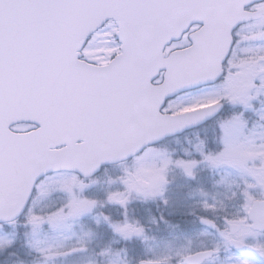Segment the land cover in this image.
Returning <instances> with one entry per match:
<instances>
[{
  "label": "snow or ice",
  "instance_id": "1",
  "mask_svg": "<svg viewBox=\"0 0 264 264\" xmlns=\"http://www.w3.org/2000/svg\"><path fill=\"white\" fill-rule=\"evenodd\" d=\"M250 3L0 0V196L14 178L35 188L56 171L41 167L40 157L58 143L87 147L171 112L184 89L209 79L225 81L222 100L264 104V87H251L264 84V58L229 68L238 73L240 96L224 71L242 20L264 23V3L249 10Z\"/></svg>",
  "mask_w": 264,
  "mask_h": 264
},
{
  "label": "rangeland",
  "instance_id": "2",
  "mask_svg": "<svg viewBox=\"0 0 264 264\" xmlns=\"http://www.w3.org/2000/svg\"><path fill=\"white\" fill-rule=\"evenodd\" d=\"M263 25H251L245 32L255 35ZM242 35L244 34L240 31L241 38L235 47L236 56L233 55L230 63L233 67L247 64L251 60H259L264 55V52L260 51L264 48V40L256 38L254 41L241 43ZM237 76L238 73L235 72L226 79L232 82L233 93L242 95L241 81L236 79ZM224 82L178 96L170 104L171 112L179 113L222 100L220 97L226 95L221 88ZM257 86L251 85L255 89ZM230 109L234 110L235 106L232 105ZM257 109L259 118H264V106L259 105ZM163 112L168 111L165 109ZM230 115L233 120L223 125L222 135L226 144L223 152L213 153L215 150L211 148V142L218 134V129L215 125L207 124L182 136L169 138L158 146L148 147L134 163L127 162L131 169H135V173L136 171L139 173L134 174V177L129 173L128 178H161L162 183L155 185L157 188L170 182L166 197L170 208L152 209L158 211L160 215L166 214L167 217L160 223L152 216L150 225L142 226L143 236L146 238L141 237L139 240L150 242V247L147 245L145 252L147 248L148 250L160 248L163 250L160 253L161 259L165 261L176 258L180 262V259L188 254L200 249L213 248L217 255L208 264H264V234L253 231L247 218L250 204L264 196V169L262 166L253 165L255 161L263 163L262 159L264 160V124L257 119L248 128L242 113ZM194 145L198 149L196 154L200 156V163L193 165L182 163L179 166L181 161L169 157L168 160L167 156L172 148L178 151L188 146L191 153ZM177 168L181 172L176 171ZM169 170L172 181L166 178ZM196 172L197 174H194ZM96 178L92 186L94 184H97L98 188L102 185L108 186L101 176ZM77 182L74 174L61 173L47 177L36 190V197L24 216L18 222L7 226L0 225V264H135L131 258L124 255L122 245L117 248L118 236L124 234L126 237H132L136 233L132 225L125 228L129 223L124 221L123 216L118 219L121 225L116 227L117 232L113 224L108 225L114 229L111 235L105 227L110 217L88 215L90 210L96 208L97 203L92 199L95 197L90 196L91 200L88 199L80 210L72 209L71 218L61 208L73 202L72 197H70L72 201L69 200L68 194H72L70 189ZM119 188L111 182L104 196H108L107 199L116 196L117 200L124 202L125 198H122L124 196L118 195ZM96 199L99 200V197ZM197 214L215 220L218 229L211 231L202 227L195 218ZM42 215L47 216L44 218H49L50 221L41 222ZM229 222L241 225L237 237L246 245L248 256L237 255L229 248L228 238L231 236L226 225ZM26 225L29 228L28 232H24ZM40 229L47 231L48 235H45L44 241L36 242ZM27 237L34 240V244H31L36 245L33 250L43 254L50 252L54 256L36 261L34 258L24 257L23 250L20 252L11 249L14 244L25 242ZM142 253L140 250V255Z\"/></svg>",
  "mask_w": 264,
  "mask_h": 264
},
{
  "label": "water",
  "instance_id": "3",
  "mask_svg": "<svg viewBox=\"0 0 264 264\" xmlns=\"http://www.w3.org/2000/svg\"><path fill=\"white\" fill-rule=\"evenodd\" d=\"M253 1L255 0H251V2ZM250 19H254V18L243 19L242 22L248 21ZM212 71L219 72V64H217L215 68L212 69ZM208 74L211 73H206V75ZM216 81L217 80L209 79L207 80V82L200 83L195 87L209 83H214ZM158 87L163 88L164 86L159 85ZM189 89L192 88H187L184 89L183 91ZM222 107H223L222 103H216L213 105L200 108L198 110H194L179 115L162 114L160 112L157 113L155 117L147 118L131 123L129 125H126L120 130L114 132H108L106 134L97 137L105 139L109 143H111L110 141L115 142L113 144H110V146H108L109 151L115 152L116 149H118L117 148L118 145L119 146L122 145L123 147H130L136 149L137 151L149 144L157 143L163 140L167 136L181 133L186 129L204 123L208 119H211L212 117L217 115L222 109ZM185 125H190V126H185ZM177 129H182V130H177ZM60 145H67V146L62 151L51 150L50 152L40 157V160L42 162L41 167L54 168L56 170L73 169L85 174L92 173V172H86L89 167L95 165V163H86V158L89 155L87 151V147L91 145V142L88 143L87 147H81L79 144L76 143H73L72 145L65 143H58L56 146H60ZM122 153L123 152L119 154ZM109 157H116V154L107 155L104 157V160L108 159ZM97 159L98 157L95 158L96 161ZM19 202L20 200L14 206L13 209L11 208L9 210L0 209V217L3 215L6 217H10L12 214H14L18 207ZM250 218L254 221V225H253L254 228L260 230L264 229V201H256L254 203L250 211ZM238 229H239L238 226L235 225L232 226V232L235 233ZM231 244L236 249L240 251H244L242 245H240L239 243L231 241ZM212 254L213 252L211 251L198 253L193 256H190L188 261L193 264H199L200 261H202L205 257H209ZM145 264H152V263H145Z\"/></svg>",
  "mask_w": 264,
  "mask_h": 264
},
{
  "label": "flooded vegetation",
  "instance_id": "4",
  "mask_svg": "<svg viewBox=\"0 0 264 264\" xmlns=\"http://www.w3.org/2000/svg\"><path fill=\"white\" fill-rule=\"evenodd\" d=\"M137 183V182H136ZM135 183V184H136ZM151 208L153 209V207L151 206ZM167 208V207H166ZM142 212H141V211ZM150 209H148L147 207H143V208H135L132 211V215L130 217V219L133 221L135 229H136V233L140 236H143V230H142V226L146 225L149 226V221L150 218L153 216L156 219H158L161 223V220L163 219V217L166 214H161L163 217L161 218V215L158 211H154L152 210V212H149Z\"/></svg>",
  "mask_w": 264,
  "mask_h": 264
},
{
  "label": "bare ground",
  "instance_id": "5",
  "mask_svg": "<svg viewBox=\"0 0 264 264\" xmlns=\"http://www.w3.org/2000/svg\"><path fill=\"white\" fill-rule=\"evenodd\" d=\"M111 143H115V142H112L110 141ZM143 181L138 179V181H135L137 182L136 184H132V187L131 188H128L127 190V194L128 195H132V194H135V193H149V194H152L155 192V190L153 189L154 185H147L146 188H142V185L139 184V182ZM81 185V182H79L77 184V186H80ZM87 185H85L86 187ZM92 186V185H91ZM91 186H88V187H91ZM86 200L83 199L80 201V203L77 205V209L80 210L84 204H85Z\"/></svg>",
  "mask_w": 264,
  "mask_h": 264
}]
</instances>
